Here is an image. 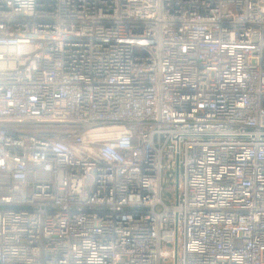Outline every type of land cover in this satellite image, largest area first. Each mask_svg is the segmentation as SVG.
Returning a JSON list of instances; mask_svg holds the SVG:
<instances>
[{"label": "built area", "instance_id": "1", "mask_svg": "<svg viewBox=\"0 0 264 264\" xmlns=\"http://www.w3.org/2000/svg\"><path fill=\"white\" fill-rule=\"evenodd\" d=\"M0 264H264V0H0Z\"/></svg>", "mask_w": 264, "mask_h": 264}]
</instances>
